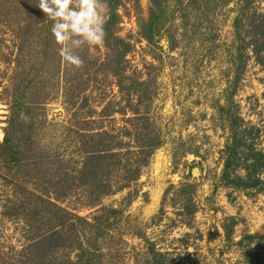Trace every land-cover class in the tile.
I'll list each match as a JSON object with an SVG mask.
<instances>
[{
	"label": "rangeland",
	"instance_id": "obj_1",
	"mask_svg": "<svg viewBox=\"0 0 264 264\" xmlns=\"http://www.w3.org/2000/svg\"><path fill=\"white\" fill-rule=\"evenodd\" d=\"M36 2L0 0V264H264V185L230 183L223 151L242 121L264 148V0H161L153 28L119 0L126 47L81 69Z\"/></svg>",
	"mask_w": 264,
	"mask_h": 264
},
{
	"label": "trees",
	"instance_id": "obj_2",
	"mask_svg": "<svg viewBox=\"0 0 264 264\" xmlns=\"http://www.w3.org/2000/svg\"><path fill=\"white\" fill-rule=\"evenodd\" d=\"M161 0H150L151 5L149 7V15L150 20L149 28H153L155 26V20L153 17L155 16V11H158L161 7ZM197 1V0H196ZM201 1V0H200ZM105 2L109 6L108 16L105 24V31L107 37H112L114 39V43L122 42L126 47V42L121 37L115 35V30L113 29L117 23V19L120 17V14L117 11V6L120 4L119 0H105ZM160 13V11H159ZM256 13V12H254ZM253 13V14H254ZM249 14L245 17L242 13L240 19L235 18L234 21L239 24L242 19L246 21L250 19ZM159 14H156V18ZM253 17V16H252ZM252 26V32L250 33V41L252 46L254 47L253 52L256 54V57L259 61H264V19H258L254 17L252 20L248 21ZM143 35L149 39L151 36V31L145 29L142 31ZM119 50V54L122 53V47L116 48ZM239 119V117H238ZM241 119V118H240ZM239 119V121H240ZM242 121V119H241ZM235 126L232 127V131L230 135H228L227 140L224 145V153L226 154V158L224 159L225 171L224 175L229 178V182L234 186L239 187H253V188H261L264 185V148L257 146L258 138H260V128L257 126H253L255 130H252V125H246L242 121V124L239 125V122H234ZM142 126V122H137L134 124V129H138ZM7 135H5L4 143L7 141ZM153 140L148 143L147 146L152 147L155 145ZM94 152V156L97 155L101 157L100 150L92 151ZM237 166L243 168L244 173H233V177H230V173L228 169L236 170ZM136 167H129L126 171V174L129 178L134 176V170Z\"/></svg>",
	"mask_w": 264,
	"mask_h": 264
},
{
	"label": "clouds",
	"instance_id": "obj_3",
	"mask_svg": "<svg viewBox=\"0 0 264 264\" xmlns=\"http://www.w3.org/2000/svg\"><path fill=\"white\" fill-rule=\"evenodd\" d=\"M36 4L52 21L51 33L62 61L83 68L85 62L77 50L104 44L108 4L105 0H37Z\"/></svg>",
	"mask_w": 264,
	"mask_h": 264
},
{
	"label": "water",
	"instance_id": "obj_4",
	"mask_svg": "<svg viewBox=\"0 0 264 264\" xmlns=\"http://www.w3.org/2000/svg\"><path fill=\"white\" fill-rule=\"evenodd\" d=\"M193 171H195V167L193 168Z\"/></svg>",
	"mask_w": 264,
	"mask_h": 264
}]
</instances>
